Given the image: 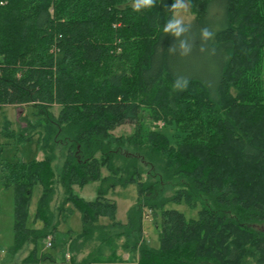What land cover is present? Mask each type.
<instances>
[{
    "label": "trees",
    "instance_id": "trees-1",
    "mask_svg": "<svg viewBox=\"0 0 264 264\" xmlns=\"http://www.w3.org/2000/svg\"><path fill=\"white\" fill-rule=\"evenodd\" d=\"M188 2L196 17L177 36L164 31L174 0H0V108L33 110L0 134L42 153L0 158V191L14 194L0 264L26 245L22 264H58L38 254L47 237L69 264H264V0ZM180 77L186 90L173 87ZM122 126L131 132L115 135ZM89 183L97 197L85 202L73 187ZM131 184L138 200L121 223L108 195ZM180 203L197 218L165 209ZM71 205L79 234L59 230ZM146 215L160 217L157 247Z\"/></svg>",
    "mask_w": 264,
    "mask_h": 264
},
{
    "label": "rangeland",
    "instance_id": "rangeland-1",
    "mask_svg": "<svg viewBox=\"0 0 264 264\" xmlns=\"http://www.w3.org/2000/svg\"><path fill=\"white\" fill-rule=\"evenodd\" d=\"M175 5H181L179 9L173 11V22L180 20L181 24L190 23L195 17V13L191 12L188 0H174ZM134 4V3H133ZM134 6V5H133ZM58 111L57 107L52 109V112L56 114ZM30 117L33 113L32 108L29 106L16 107L6 106L0 108V127L3 126L5 120L10 123L11 129L17 131L18 128L23 126L20 120L21 113ZM132 128L130 126H122L114 131L115 135L129 134ZM171 131V130H170ZM0 145L2 147V153L0 158L7 162H31L32 160L42 159V153L39 151L36 141L28 143H17L14 139H6L0 134ZM1 173H0V183ZM97 183H89L82 187L74 186L73 193L79 199L85 202L94 201L97 197ZM41 196V187L35 186L32 192L31 202L29 205L28 213V225L34 226V215L38 205V201ZM108 198L115 202V220L121 223L127 222L129 210L137 203L138 191L137 186L134 184L128 185L127 187H117L112 191ZM14 194L12 189L0 191V250L10 247L14 243V232H13V209H14ZM56 204V201L53 205ZM57 205V204H56ZM72 210L71 216L59 226V230H71L75 234H79L82 231L81 215L80 212L74 207L70 206ZM168 210H176L182 213L186 220L196 219L197 211L188 208L184 203L180 204H169L165 207ZM102 224L108 223L107 219L102 218L100 220ZM157 223V225H156ZM160 217L154 218L153 216L146 215L143 222L144 236L148 245L151 247H157V235L159 231ZM40 224L36 223L38 227ZM31 245H26L22 250L18 252L11 264H22L24 258L28 255L31 250ZM37 251L40 253H51L56 258L57 263L60 264L64 259L63 250H50L45 246L44 240H40L37 243ZM65 252V251H64ZM2 252H0L1 254ZM64 254V255H63ZM2 255V254H1ZM0 255V256H1ZM1 260V259H0Z\"/></svg>",
    "mask_w": 264,
    "mask_h": 264
},
{
    "label": "clouds",
    "instance_id": "clouds-1",
    "mask_svg": "<svg viewBox=\"0 0 264 264\" xmlns=\"http://www.w3.org/2000/svg\"><path fill=\"white\" fill-rule=\"evenodd\" d=\"M153 4V0H135V5H134V10H138L140 7L144 6V7H151ZM180 7H182L181 5H173V9H179ZM181 21L180 20H176L174 22H168L167 26L164 28L165 32H169L172 31L175 33V35L179 36L181 34V32L184 31L183 28L180 27ZM201 35L203 38V41H207L209 38L212 37L213 33L211 31H209L207 28L201 29ZM180 47L183 50V52L181 53V55H187L188 52L190 51V49L188 47H185L184 42H181ZM174 49H169V51H173ZM203 47L201 48V51H203ZM181 81H183L181 83ZM189 81L187 78L185 77H180L177 78L175 83H174V88L179 89L180 91L186 90L188 87Z\"/></svg>",
    "mask_w": 264,
    "mask_h": 264
},
{
    "label": "built area",
    "instance_id": "built-area-1",
    "mask_svg": "<svg viewBox=\"0 0 264 264\" xmlns=\"http://www.w3.org/2000/svg\"><path fill=\"white\" fill-rule=\"evenodd\" d=\"M44 242H45V246L48 248V249H51L52 247V238L51 237H47L46 239H44ZM69 254H65V257H64V262L60 263V264H69Z\"/></svg>",
    "mask_w": 264,
    "mask_h": 264
},
{
    "label": "crops",
    "instance_id": "crops-1",
    "mask_svg": "<svg viewBox=\"0 0 264 264\" xmlns=\"http://www.w3.org/2000/svg\"><path fill=\"white\" fill-rule=\"evenodd\" d=\"M65 231H67V230H65ZM63 253L65 254V252H63ZM64 254H63V255H64ZM53 257H54V256H53ZM55 259H56V258H55Z\"/></svg>",
    "mask_w": 264,
    "mask_h": 264
}]
</instances>
